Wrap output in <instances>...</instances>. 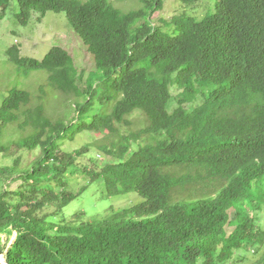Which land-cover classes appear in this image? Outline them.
Segmentation results:
<instances>
[{
    "label": "trees",
    "instance_id": "trees-1",
    "mask_svg": "<svg viewBox=\"0 0 264 264\" xmlns=\"http://www.w3.org/2000/svg\"><path fill=\"white\" fill-rule=\"evenodd\" d=\"M10 1L23 26L32 13H65L94 71L84 81L60 47L40 61L21 57L18 45L6 51L76 99L69 120H52L43 102L31 107L26 90H10L0 106V136L12 125L18 148L40 151L18 190L0 192V235L15 233L5 255L0 239L6 263L231 264L254 248L250 264H264V0H215L201 21L181 14L159 27L151 18L164 0H140L126 13L111 0H0V21ZM168 26L173 35L161 31ZM137 112L138 131L128 120ZM85 132L103 134L95 147L115 162L83 175L103 179L107 196L136 192L143 202L100 220L47 224V208L56 213L86 189L69 190L78 169L60 148Z\"/></svg>",
    "mask_w": 264,
    "mask_h": 264
},
{
    "label": "rangeland",
    "instance_id": "rangeland-1",
    "mask_svg": "<svg viewBox=\"0 0 264 264\" xmlns=\"http://www.w3.org/2000/svg\"><path fill=\"white\" fill-rule=\"evenodd\" d=\"M85 1V0H82ZM114 8L121 12H129L140 6V0H125L116 2L111 0ZM215 0H199L191 6H185L178 0H164L163 10L154 14L152 24L156 27L161 25L159 20L170 21L173 17L181 14L185 17L192 18L195 21H201L202 18L213 12ZM19 12L18 4L10 1L5 11L3 19L0 21V106L3 100L8 96L12 89L26 90L32 97L31 107L34 104L43 102L45 113L48 117L55 120L57 117L69 120L76 116L74 111V97H65L58 92H54L47 82V74L44 71H27L25 68H18L13 65L6 51L13 45L20 48V56L40 61L53 47H60L67 51L73 58L74 63L79 72L84 71L83 80L94 71V61L92 56L87 52L84 44L70 27L65 13L47 12L44 17L40 18L39 14L32 13L28 23L23 26L17 21ZM161 31L166 35L175 33L174 26H168ZM43 88V92H39V88ZM80 89L85 88L79 85ZM45 95L43 96V94ZM172 100L169 110L172 111L176 107V99L178 91L173 87L171 90ZM42 97V100L40 99ZM41 101H40V100ZM83 102L82 98H79ZM193 107L187 105V108ZM101 109L100 105H96L94 111ZM132 123V130L138 131L145 125L144 116L135 113L128 118ZM0 136V192L16 191L22 181L18 178L23 171L32 167L33 162L40 155V151H28L18 148L17 141L21 138V134L12 125H6L2 129ZM105 143L104 135L99 133H81L74 137L72 141H63L60 144L61 152L70 153L75 159L76 169H78L70 181L69 190L77 193L81 187L86 189L71 201L60 211L53 213L54 207L47 208L44 213L45 222L53 226H59L76 220L80 223L83 221L100 220L108 214L110 210L120 211L126 208L136 206L143 202V199L136 192H129L118 195H106V188L103 179L89 180L83 173L94 171L99 172L100 169L108 164L115 162L114 159L105 156L97 150L96 145ZM96 146V147H95ZM84 148L87 152L81 153L76 158L75 151H81ZM17 162V165H15ZM15 165V166H14ZM86 172H83V171ZM68 183L67 181H65ZM259 212H252L255 215ZM82 214L77 217V215ZM260 217L264 218V208L260 211ZM75 218V219H73ZM264 230V222L261 223ZM232 227L226 228L229 234ZM15 233L6 232L0 235L1 246L5 255L6 250L14 241ZM254 249V248H253ZM253 249L247 253L236 254L231 264H250L255 254ZM237 259H240L239 261ZM238 261V262H237Z\"/></svg>",
    "mask_w": 264,
    "mask_h": 264
},
{
    "label": "water",
    "instance_id": "water-1",
    "mask_svg": "<svg viewBox=\"0 0 264 264\" xmlns=\"http://www.w3.org/2000/svg\"><path fill=\"white\" fill-rule=\"evenodd\" d=\"M0 264H7L3 256L0 255Z\"/></svg>",
    "mask_w": 264,
    "mask_h": 264
}]
</instances>
